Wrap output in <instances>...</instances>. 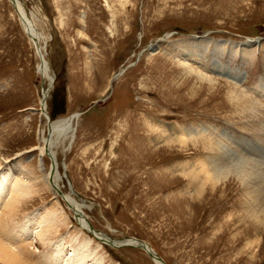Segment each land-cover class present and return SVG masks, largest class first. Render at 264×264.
<instances>
[{
    "label": "rangeland",
    "instance_id": "1",
    "mask_svg": "<svg viewBox=\"0 0 264 264\" xmlns=\"http://www.w3.org/2000/svg\"><path fill=\"white\" fill-rule=\"evenodd\" d=\"M20 1L46 42L54 77L47 114H80L74 143L67 153L59 149L57 160L62 193L73 189L92 225L82 233L135 238L165 264H264V224L248 217L242 181L229 175L213 188L207 183L199 199L188 198L181 192L187 180L175 170L221 152L219 143L240 156L242 173L264 180V156L250 157L243 147L264 144V0ZM38 63L11 4L0 0V207L15 172L29 169L40 184L3 225L9 238L26 240L18 249L28 250L27 260L49 264L55 243L79 235L64 221L45 245L24 234L30 218L32 227L46 207L55 211L41 184L49 159L41 166L34 150L44 130ZM151 129H176L185 144L148 139ZM125 138L151 147L131 158ZM106 245L99 253L105 264H152L138 248Z\"/></svg>",
    "mask_w": 264,
    "mask_h": 264
},
{
    "label": "bare ground",
    "instance_id": "2",
    "mask_svg": "<svg viewBox=\"0 0 264 264\" xmlns=\"http://www.w3.org/2000/svg\"><path fill=\"white\" fill-rule=\"evenodd\" d=\"M15 4H16V9L12 5L11 7L14 10L19 20V23L22 27L24 35L26 36L28 41L31 43L34 49V52L39 61L37 68H36V73L38 74V76L40 77L42 81L41 82L42 83V92H41L42 97L40 98L41 100L39 102L40 103L39 112L44 114V130L41 134L40 144L36 148L34 147V150L39 152L41 166H43L42 164H43L45 157L49 159V162H50L49 169L50 170H48L47 173L43 170L44 175L41 179L42 180L41 184L46 185L47 189L50 191L49 193H51L53 197V203L51 205L55 207V211H52L51 213L48 211L49 209L46 207L44 211V215H39L38 218L35 220V223L32 225V227H31V224H32L33 219L30 218V220L27 221V223L25 224V231H24L25 232L24 234H26L27 241L30 242L31 241L30 237L36 236L40 244H44V245L47 244L48 240L52 238L53 234L57 233V230L60 227L57 224L58 221H64L65 228H67L68 231L69 230L76 231V233L79 236L74 237V240H71L70 243L67 240L63 241V238L60 239L57 243H55L53 245L54 248L51 250L53 251L51 252L52 260L49 262V264H105L104 263L105 259L103 255L99 253L101 252V250L104 249L103 246H108L106 245L108 243L114 244L115 245L114 249L115 247L123 248L129 245L133 246L134 248H138L144 251L147 254V256L150 257L151 259L150 262H152V264H162L156 259L155 256H150L148 254L152 251V248H150V246L143 241L142 242L145 243L146 245V249L140 248L142 246L139 243L140 240H137L135 238H126L124 240L118 241V240H110L107 238L106 234H103L97 231L92 232V234L90 235L91 237H87L84 235V233H82V232H88V225H90V223L88 219L86 218L85 214L83 213L82 204L77 203L75 198H73L75 194V192L72 191L73 189L71 190V187L69 188L70 189L69 195H65L62 193L63 187L61 185V182L64 179V175H61L59 173V168H58L59 163L57 160L58 159L57 151L59 149H62V152L64 153H67L70 151L71 146L74 143V140L76 138L75 135H76L77 129L75 127V123L78 122L80 118V114L78 113L71 114L68 117H61L57 119H52L47 114V100L50 94V90L52 88L51 84L52 82H54V77L51 71L52 69L50 67V64L45 59V49H46L45 43L46 42H42L43 36H41V34L37 32L32 19H30V17L25 12L21 1L15 0ZM27 26H28L30 33L26 30ZM80 33L81 32H77L78 37H80L81 35ZM33 37L35 38L34 40H33ZM254 45H258V44L255 43ZM90 66H91V63L87 64V67H90ZM121 74H122V71L120 74L117 75V77L121 76ZM237 102L238 101L236 99H232L230 102V105H233V107H235L237 106L236 104ZM146 126L148 127V125ZM171 130H172L171 132L162 131L161 133H158V132L155 133L151 129L150 130L151 133H149L148 139H150V137H152L151 135L154 134L155 140L158 142L169 143V144L176 143L180 146L185 144L184 143L185 134L183 135L180 131L178 132L176 129H171ZM132 131L138 132V130H134V129H132ZM124 134L126 135L127 133H124ZM133 134L135 133H132V135ZM125 135H123V137ZM135 137H136V134H135ZM126 141H127V145L133 148L131 152V158L133 157L134 159L137 156L139 157V154H142L143 149L147 150L149 149V147H151V146H149L148 148L146 147L147 148L146 149L142 147L141 145H139V143L133 144L134 143L133 140L130 141L126 139ZM126 141H124V143ZM216 147L220 149L221 152L213 154L211 158L204 159L202 161L177 163V165H175L176 172H179L182 179L187 180L186 182L187 187L183 188L181 192L183 193L184 196H188V198L191 197L190 194L194 193L195 198H198L199 196L203 195L204 192H206L205 185L207 183L210 185V188H213L216 186L217 183L226 179L229 175L233 176L234 178H238L239 180L242 181L243 183L242 189L244 190L243 194H246L249 198L245 205L247 213L249 214L248 217L253 219L258 225L264 224V219L262 216L264 212V180L261 178L260 175L256 176L254 175V173H251V172L242 173L243 171L242 167L239 168L240 165L237 166L235 164V158L240 157V156L236 155L234 152H230V149L223 147V145L219 143H217ZM243 147L246 149L248 147L250 148L251 151H247L248 152L247 154L250 157L257 158V157L264 156V152H263L264 144L261 145L258 143V144H254L253 146L248 145L247 147L244 145ZM244 148H242V150ZM34 150H28L29 152L27 153H32ZM128 161L130 162V160H127L126 164H128ZM131 161H136V160L131 159ZM138 161H140V159ZM237 164H238V161H237ZM128 165L124 167L125 170H123V172L128 171L127 170ZM172 168L174 167L171 166V169ZM23 172L24 173H22L21 171L15 172V173H18V175L17 177L14 178L13 183L11 182L10 184L12 185L11 189H10V186L8 187V189H10V192L8 191L10 193L8 194L9 195L8 201L5 206L3 205L2 207H0V262L1 263L33 264L32 260H27L29 259L26 255L28 253V250L18 249L20 246L26 243V240H22L20 243H18L12 237L9 238V236L6 235L7 233L6 229H8V226L3 225L4 224L3 222L5 220L16 215V210L20 204V201L24 200L21 198L22 197L25 198L27 193L31 194V189L37 186L36 184H39L37 183V181H35L38 179L35 173H33L29 169ZM21 174H23L22 178L19 177ZM23 179L26 181H22ZM21 182L22 183L25 182L27 184V187L25 188L20 187ZM246 182H249L247 183V187L245 185ZM26 184L24 185L26 186ZM3 186L4 185L1 186L0 190L3 188ZM4 188H6V185ZM60 201H62L65 204L66 206L65 208L67 209V211L69 210L70 212H72L71 217H73L76 225L72 224L69 217L66 215L65 209L61 207ZM186 202L187 201H185V204ZM202 203L205 204L204 201ZM56 213L57 215H55ZM69 225H72L71 228L68 227ZM28 227H31V229L28 230ZM88 233H90V231ZM2 235H6V238H4V236ZM80 236L82 237V239H80L81 238ZM95 240L98 242L97 245H94L93 241Z\"/></svg>",
    "mask_w": 264,
    "mask_h": 264
},
{
    "label": "water",
    "instance_id": "3",
    "mask_svg": "<svg viewBox=\"0 0 264 264\" xmlns=\"http://www.w3.org/2000/svg\"><path fill=\"white\" fill-rule=\"evenodd\" d=\"M9 2H10V4L16 9V4H15V0H9ZM26 30L29 32V29H28V26L26 27ZM30 33V32H29ZM35 38L33 37V40H34ZM37 44V43H36ZM35 44V45H36ZM49 114H50V117H52V118H54V113L51 111V112H49ZM89 231H91V227L88 225V232ZM139 243L142 245L140 248H144V249H146V245H145V243H143L142 241H139ZM109 245H112L113 247L115 246L114 244H112V243H108ZM144 244V245H143ZM130 246V245H129ZM130 247H133V246H130ZM150 256H155L156 257V259L160 262V263H162V264H165L164 263V261L161 259V258H159L153 251H151L150 253H148Z\"/></svg>",
    "mask_w": 264,
    "mask_h": 264
}]
</instances>
